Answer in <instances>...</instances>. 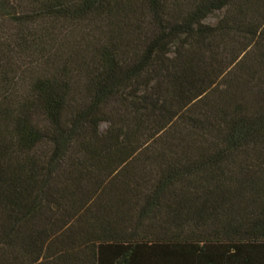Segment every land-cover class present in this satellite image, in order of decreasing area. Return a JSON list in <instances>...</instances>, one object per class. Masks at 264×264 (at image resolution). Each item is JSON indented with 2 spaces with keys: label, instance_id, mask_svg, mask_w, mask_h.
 I'll return each instance as SVG.
<instances>
[{
  "label": "trees",
  "instance_id": "16d2710c",
  "mask_svg": "<svg viewBox=\"0 0 264 264\" xmlns=\"http://www.w3.org/2000/svg\"><path fill=\"white\" fill-rule=\"evenodd\" d=\"M0 264H264V0H0Z\"/></svg>",
  "mask_w": 264,
  "mask_h": 264
},
{
  "label": "rangeland",
  "instance_id": "374dc122",
  "mask_svg": "<svg viewBox=\"0 0 264 264\" xmlns=\"http://www.w3.org/2000/svg\"><path fill=\"white\" fill-rule=\"evenodd\" d=\"M223 15V11H215L214 13H212L210 16H208L205 20L204 23L208 24V25H215L217 23V21L222 17ZM79 38V34H75L72 38V40L78 39ZM107 125L105 123L100 124L99 126V131L100 132H104L106 129Z\"/></svg>",
  "mask_w": 264,
  "mask_h": 264
}]
</instances>
